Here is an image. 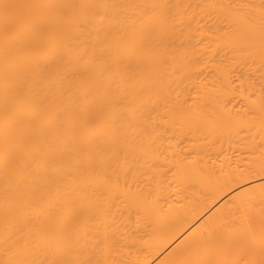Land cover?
Masks as SVG:
<instances>
[{
	"label": "bare ground",
	"instance_id": "1",
	"mask_svg": "<svg viewBox=\"0 0 264 264\" xmlns=\"http://www.w3.org/2000/svg\"><path fill=\"white\" fill-rule=\"evenodd\" d=\"M20 209L0 264H264V0H0Z\"/></svg>",
	"mask_w": 264,
	"mask_h": 264
},
{
	"label": "rangeland",
	"instance_id": "2",
	"mask_svg": "<svg viewBox=\"0 0 264 264\" xmlns=\"http://www.w3.org/2000/svg\"><path fill=\"white\" fill-rule=\"evenodd\" d=\"M24 210H11L13 215L11 217L0 216V231L7 230H26L35 227L33 221L27 215H23ZM6 210H0L4 213ZM11 254L15 257L12 261L14 264H32L35 254H42L44 252L41 247L37 246L36 242L27 240L25 238L19 239L11 244ZM47 263L48 260H45Z\"/></svg>",
	"mask_w": 264,
	"mask_h": 264
}]
</instances>
